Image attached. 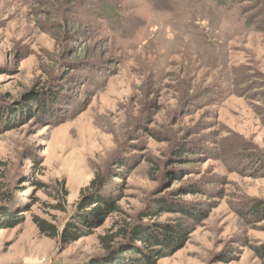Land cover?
<instances>
[{"label": "rangeland", "instance_id": "1", "mask_svg": "<svg viewBox=\"0 0 264 264\" xmlns=\"http://www.w3.org/2000/svg\"><path fill=\"white\" fill-rule=\"evenodd\" d=\"M71 1L0 0V264H91L119 227L156 241L197 209L155 264H263L264 219L248 213L264 203V0ZM88 47L96 68L77 65ZM43 101L48 118L20 117ZM171 148L199 157L166 178ZM96 175L119 211L76 239L42 234L33 219L61 231Z\"/></svg>", "mask_w": 264, "mask_h": 264}, {"label": "trees", "instance_id": "2", "mask_svg": "<svg viewBox=\"0 0 264 264\" xmlns=\"http://www.w3.org/2000/svg\"><path fill=\"white\" fill-rule=\"evenodd\" d=\"M82 1V0H79ZM76 0H72L70 4H74ZM107 7H111L110 2H106ZM113 4V2H112ZM106 11V10H105ZM116 16V15H115ZM94 50H91V47L85 49L83 53V59L79 60L83 67L89 66L90 63H95L93 68H96V65H101L103 63L102 57L95 58L93 54ZM68 62V69H75L71 67L74 63L70 60ZM73 63V64H71ZM120 60L114 59L111 64L113 69L114 66L119 65ZM88 63V64H86ZM79 68V66H77ZM73 70H69L66 73H61L58 77H53L48 84L52 86V89H59V93H64V90L61 88L63 83H70L77 76ZM107 75V74H106ZM104 75V76H106ZM47 84V85H48ZM49 85L45 88H48ZM84 86L88 89H100L101 86L97 88V82L93 79L88 78L84 81ZM49 89V88H48ZM47 91V90H45ZM68 99V98H66ZM60 100L58 93L50 92L49 102L51 104H58ZM33 104V103H32ZM38 112L37 113L36 109ZM46 101L38 102L35 104L34 110H27L28 112H21L20 117L23 119L27 118L29 120L43 121V119L48 118L49 109ZM35 111V112H34ZM20 119V118H19ZM16 120V119H15ZM24 121V120H23ZM37 121V122H38ZM192 150L188 152H181V149H170L169 153L166 155L165 162L158 165L155 164V172L165 169L166 178L171 174L172 169H174L175 164H187L194 161L199 156L193 157ZM111 175L109 176V178ZM104 180L99 175H96L90 182V184L84 188L79 196L78 201L75 204V209L72 212L71 218L63 226L60 231L54 224L47 222L44 219L35 217L33 220L37 225L39 231L49 238L62 237V241L65 242L67 239H76L82 235L89 233L91 227L100 226L105 218L110 216L112 213L119 211V206L116 203V200H111L104 197L103 189L105 186ZM208 194V193H205ZM250 209V208H249ZM151 211V210H150ZM178 211H176L177 213ZM180 218L188 219L191 218L192 224H184L181 220H175L174 223L166 228L160 229L159 227L154 226L153 228L159 232L160 239L156 240L151 239L145 230L142 229L139 225L125 224L122 227H119L117 231L111 233L107 237L100 238V244L103 249V258L97 262L91 264H100V261H103L105 264H155V261L166 255V250L171 253L172 250L179 248L182 243L188 237L191 231L194 229V225L198 223L204 215L202 210H196L195 214L191 215L185 210H180ZM248 215H251L253 219H264V203L257 201L254 203V206L250 209ZM3 219H6L7 222L11 224L19 223L23 220L21 218H13L12 213L5 211L3 214ZM13 222V223H12ZM137 245L140 247L138 248ZM258 257L262 260L264 264V247L259 246L257 249ZM124 257L122 260L120 257ZM125 259V260H124ZM84 264V263H81Z\"/></svg>", "mask_w": 264, "mask_h": 264}]
</instances>
